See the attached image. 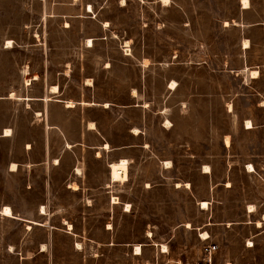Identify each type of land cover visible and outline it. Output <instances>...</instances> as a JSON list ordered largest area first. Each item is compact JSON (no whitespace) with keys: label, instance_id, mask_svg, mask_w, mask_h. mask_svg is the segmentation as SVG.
<instances>
[{"label":"rangeland","instance_id":"obj_1","mask_svg":"<svg viewBox=\"0 0 264 264\" xmlns=\"http://www.w3.org/2000/svg\"><path fill=\"white\" fill-rule=\"evenodd\" d=\"M8 2V15L0 11V41L5 46L10 39L13 47L0 46L1 83L23 85L17 72L18 67L26 68L27 76L37 74L38 80L25 83L24 91L15 92L18 96L25 92L86 100L90 93L111 103L137 102L140 107L129 108L125 115L151 128L159 119L152 109L163 110L170 121L165 118L163 124L176 125L173 131L157 134L168 144L169 155L186 149L176 155L181 158L200 149L201 161L212 163L218 178L225 176L234 187L219 190L221 202L204 210L182 190L147 195L144 185L129 181L105 188L102 162L83 152L80 188L73 190L68 184L76 178L67 174L72 155H63L54 170H42L36 162L43 139L35 123L41 116L32 110L39 101L27 112L21 110V100L0 102V117L11 116L14 126L11 136L0 137V207L9 205L16 215L31 217L20 221L0 214V264H169L160 247L150 245L149 232L153 222V239L161 240L168 223L175 221L176 209L164 202L170 195L182 200L179 209L183 221H189L182 227H192L177 229L170 241L179 248L182 264H194L199 247L209 241L219 245L216 264H264V224H254L264 216V149L258 145L264 137V24H234V19L241 20L236 0H171L168 5L159 0ZM89 4L92 12L87 11ZM224 20L228 26H223ZM243 37L250 42L245 50L240 46ZM88 38L91 47L86 46ZM244 65L258 69V78H250L247 68L241 71ZM87 77L94 82L89 91L83 88ZM51 80L59 84L58 93L48 92ZM172 80L177 83L174 90L166 87ZM134 88L139 95L132 100ZM0 94L9 95L4 90ZM247 117L260 127L244 131L241 123ZM120 129H125L124 123ZM228 132L238 148L216 153L223 151L218 137ZM25 142L31 143L30 149H24ZM10 161L28 166L9 173ZM244 161H255V172L244 174L241 168L249 169ZM181 172L195 179L197 195L209 194L211 180L198 176L192 164H184ZM111 194H118L120 201H135L136 209L125 214L110 206ZM43 198L47 215L37 216ZM151 198L158 201L151 204ZM250 203L255 207L251 214ZM147 210L166 217H149ZM32 219L39 224L29 223ZM205 229L212 239H201ZM249 241L251 247L246 246ZM135 245L141 246V254H133Z\"/></svg>","mask_w":264,"mask_h":264},{"label":"crops","instance_id":"obj_2","mask_svg":"<svg viewBox=\"0 0 264 264\" xmlns=\"http://www.w3.org/2000/svg\"><path fill=\"white\" fill-rule=\"evenodd\" d=\"M159 1L163 5H168L171 0H168L167 3H163L162 0ZM236 5L240 10L241 20L234 19L233 21L234 24L242 27L259 21L264 24V17H262V15H264L263 14L264 4L257 5L255 0H244V1L236 0ZM8 8H9L8 0H6V2L5 0H0V11L2 10L7 14ZM250 11H254V13L251 14ZM222 24L224 27L229 25L227 20L222 21ZM89 39H91L92 42V38ZM244 41H247L248 44L247 46H244ZM88 43L89 42L87 39L86 46L91 47L92 45H88ZM0 46L3 50L13 47V46L9 47L6 45L4 46V41L2 40L0 41ZM240 46L241 49L244 50L250 47V42L248 41V38L243 37V41ZM5 53L6 52L4 51L1 52V54H5ZM2 65L3 64L0 62V68L2 67ZM143 65L146 66L147 63L144 62ZM106 66L109 67L110 64L107 63ZM246 68L250 78L252 79L258 78L260 74L259 73L260 71L258 69H251L247 65H244L243 67H241V71H245ZM251 70H257L258 71L257 76L252 77L250 74ZM17 73L18 75L20 74L22 78V84L25 85L26 83L25 79L28 77L26 68L20 69L18 67ZM33 76L34 77L31 76L28 78H31V80L34 81L38 80L37 74H34ZM51 81L49 83V87L47 88L48 92L58 93L60 90L59 84L57 82L54 81L51 82ZM86 81L83 83V88L89 91L91 87L94 86L93 84L94 82L91 77H87ZM170 83L168 84V86L166 83V87L168 89H171L169 88ZM23 85L20 86L18 85V83L11 84L8 82L1 83L0 81V87H1L0 90H4L9 93V95L0 94V102H10V99L13 98L17 100H21L22 103L21 110L27 112V110L31 107L30 106L31 104H34L36 103V101H39L37 102L39 106L35 107V109L32 110L36 117L41 116V119H38L37 122L35 123L39 125V129L43 139L42 140L43 152L41 153L40 158L36 162L42 168V170H46V169L54 170L62 162L63 155H68V154L72 155V164L67 168V174H69L70 176L73 175L72 177L76 178L70 181L71 184H68V187L73 190H77L80 188L78 186L77 180H80L79 178L80 175L82 174L80 170L81 169L80 163H81V158L83 156L82 155L83 152L90 154L94 158V160L102 162L103 171H104L103 176L105 177L106 180L104 185L105 188H110L111 182L123 183L118 181H112L110 178V164L112 162H118L122 158L127 159L128 178L124 182L129 181L133 183V185L138 184V186L140 187L144 185V190L147 191V195L158 193L160 190H165V192L166 193L169 192V194H171L170 192H177L180 190L184 192H190V194L193 195V199L191 200V203L192 204L194 203L193 205L198 206V208L201 210L206 209L200 205L203 200L208 201V207H207L208 209L210 205L213 206L214 203L221 202V199H219L216 194L219 190L229 191L232 190L234 187L233 186L234 183H232V181H230L229 179L227 180L225 176L218 178V176L214 172L215 170L212 163H208V162L203 163L201 161V158L199 156L202 155L200 154L202 152L200 149L197 150L196 152H194L193 150L189 156L186 157L183 156L181 158H179V156L176 155H181V156L184 155L185 153H187L186 149L182 150L184 152H180L181 151L180 148V150H178L175 153L176 155L174 154L175 156L169 155L170 148L168 147V144L163 141L161 142L157 134L160 131L162 133L166 131H173L176 128V125L174 123H171L170 126L163 124V120L165 118L167 119L166 121L170 122L167 117L163 116L164 113L163 110L155 111L154 109H152L154 116H156L159 119L157 126L155 128L154 127L151 128L149 124H146L145 121H142L141 119H135L132 117L128 118V116L125 115L126 111L129 108L140 107L139 103L137 102L129 101L121 104H118L116 102L111 103L104 99H98L96 98L95 94L92 95L90 93H88L86 100L84 99L79 100L77 98H72V97L51 98V96H49L48 94L38 95L35 93H29L26 95L25 92H23L22 95L19 96L16 95L15 92L18 93L20 91H24ZM54 86L56 87V91L53 92L51 87ZM131 90L132 92L130 93V99L133 100L139 95V90L138 88H134ZM11 93H13V96L11 95ZM45 96L47 97L46 100H45ZM69 100L74 103L72 105H68L67 102ZM146 103H149V101H147ZM75 113L76 116H74ZM246 120H250L252 122L251 127L246 126ZM11 122H12L11 116H6V117L2 116V118L0 117V137L8 138L9 136L12 135V129H14V126L12 125L13 123ZM123 123L125 124V129L122 131L120 128ZM258 127H260V125L254 123L253 119L250 117L245 118L241 123V128L247 132ZM5 128L11 129L10 135L4 134ZM226 137H228V143L225 140ZM218 139H219V144L223 151L216 153L223 155L231 147L235 149L238 148V145L233 141L232 133L229 132L223 133V135L218 137ZM30 145L31 143L25 142L23 145L24 149H30L31 148ZM258 145L259 148L264 149V137L258 140ZM214 153L215 152H212V154ZM196 159L198 160V162ZM164 162H166V164H163ZM13 163H15V167L12 168L10 166ZM186 163L193 165V171L198 176H202L204 178L206 177L211 180L209 184L210 192L208 195L202 196L196 194L195 179L188 176L189 174H185L181 172L182 166ZM255 163H256L255 161H249V162L244 161V164H248V165L251 164L253 165L254 168L256 165ZM22 164L28 166V164L25 163V161L24 163H21L20 161H10L6 165V170L9 173H14L18 171L20 167H23ZM205 165L209 167L208 171L204 169ZM241 171L244 174H251L255 172V169L253 171H250L249 169L242 167ZM73 184H76V188H73ZM108 191L110 192V190ZM114 195L118 196V194H111L109 196L108 203L110 206L115 208L118 207V209L125 214L133 213V211L137 207L135 201L119 200V203H113L111 200V196ZM42 201L43 202L39 203L40 209L38 208L39 210L38 212H36L37 216L47 215V211L45 209L46 201L44 198ZM156 201L158 200L151 198L150 201L148 202L153 204ZM181 201H182L181 199H173L171 195L170 198L165 199L164 202L168 203L174 210L176 209V211L174 216L175 221L172 224L168 223L169 224L168 232L164 237H161L162 238L161 240L157 239L158 241H154L153 238H155L154 237L155 225L153 222L151 223L152 229H151L150 237L152 238V240L150 242V245H157V247L159 246L160 247L159 253L165 256L164 258H166V263L169 264H182L183 262L182 258L180 257L181 254L179 248L172 247L170 243V241L175 236L176 233L175 231L179 228H183L182 227L183 223L189 222V221H183V219L185 218V214H183V212L179 209L180 206L182 205ZM126 203L130 204L128 209H126L125 207ZM250 204L254 205L253 203ZM4 206L5 205H2L0 208ZM42 206L46 211L45 214H42L40 211ZM151 210H147V214L150 215L149 217L156 219L157 218L160 219V217H162L163 219H165L166 217L165 214L157 215L154 214ZM254 210L253 211L247 210V213L251 214L254 212ZM17 214L18 215L13 213L15 217L14 219L20 221L31 218L28 215H23L18 212ZM147 225H149V223ZM183 229L192 230V227H187L184 224ZM205 232L208 233L209 239H212L211 232L210 231L208 232L207 229H205ZM198 239H200L199 236ZM162 244H165L167 246L166 251H162ZM200 251H201V247H199L198 255L196 256L193 263H195V261L198 259L200 255ZM134 255H138V254H134ZM216 263L217 262H215V264ZM226 263H231V262L228 261Z\"/></svg>","mask_w":264,"mask_h":264},{"label":"bare ground","instance_id":"obj_3","mask_svg":"<svg viewBox=\"0 0 264 264\" xmlns=\"http://www.w3.org/2000/svg\"><path fill=\"white\" fill-rule=\"evenodd\" d=\"M162 2L165 3V0H162ZM167 2H168V0H167ZM245 3H246V1H245ZM87 10L89 12H92L91 5H88V9ZM105 24L107 25V22H105ZM9 41H11V40H7L6 41V46H9V47L13 46L12 45V41H11V43H9ZM88 42H89L88 45H92L91 39L88 38ZM247 45H248L247 44V41H244V46H247ZM253 73H255V75H253ZM250 74H251L252 77L257 76L258 71L257 70H251ZM32 77H34V76H32ZM30 80H31V78H28L27 77L25 79L26 84H29L30 83ZM175 86H176V83L174 81H171V83L169 85V88L174 89ZM51 88H52L53 92L56 91V87L55 86L54 87H51ZM12 94L13 93H11V95ZM46 99H47V97L45 96V100ZM67 103H68V105H72L74 102H72V101L69 100ZM166 122L168 123V121H166ZM246 126L247 127H251L252 126V122L250 120H246ZM4 134L5 135H10L11 134V129L5 128ZM225 140L228 143V137H226ZM13 165H15V163L11 164L10 167L13 168ZM249 166H251V167H249ZM247 167L249 168L250 171H253L254 170V167L251 164L248 165ZM204 169H207V171H208L209 170V167L205 165L204 166ZM77 171H78V169H77ZM110 178H111L112 181H118V182H124L125 180H127V178H128L127 159L122 158L120 161H118V162H112L110 164ZM73 188H76V184H73ZM112 202L113 203H119V198H117L114 195L113 198H112ZM129 206H130V204L129 203H126V206H125L126 209H128ZM202 207H204V208L208 207V201L203 200L202 201ZM6 208L8 209V212H5L4 211V209H6ZM254 209H255L254 208V205H252V204H249L248 205V210L249 211H253ZM40 211H41L42 214H45V212H46L43 206L41 207V210ZM0 214H2L4 216H7V217H10V218H15L14 215H13V212H12L11 208L9 206H7V205H5L4 207L0 208ZM262 220H264V216H263ZM262 220L261 219H257L256 221H254L255 226L262 227V225L264 224V222ZM28 222L29 223H32V224L33 223L34 224L35 223L39 224V222L34 221V220H28ZM29 223L27 224V228H30L31 227ZM64 224L67 225V228L68 229H72L71 223H69L67 221H64ZM109 226H107V228H110ZM186 226L187 227H191L190 223H187ZM149 234L151 235V232H149ZM201 234H202L203 238H207L208 237V233L207 232H202ZM249 244L252 245V242L249 241ZM78 245H79V247H78ZM77 247L80 248L81 245L79 243H77ZM10 249L12 250V247H10ZM44 249H45V244H42V250H44ZM137 249H139V251H137ZM166 250H167V246L165 244H162V251H166ZM133 251H134L133 254H138V255L141 254V252H142L141 246L140 245H135ZM147 264H150V263H147Z\"/></svg>","mask_w":264,"mask_h":264},{"label":"built area","instance_id":"obj_4","mask_svg":"<svg viewBox=\"0 0 264 264\" xmlns=\"http://www.w3.org/2000/svg\"><path fill=\"white\" fill-rule=\"evenodd\" d=\"M201 239L207 240V238H203L201 236ZM246 246H251L249 242H246ZM219 251V246L215 242L209 241L202 245L200 255L198 259L195 261L194 264H215L216 262V256ZM225 264H231V263H225Z\"/></svg>","mask_w":264,"mask_h":264},{"label":"snow or ice","instance_id":"obj_5","mask_svg":"<svg viewBox=\"0 0 264 264\" xmlns=\"http://www.w3.org/2000/svg\"><path fill=\"white\" fill-rule=\"evenodd\" d=\"M165 3H167V0H165ZM9 43H11V41H9ZM253 75H255V73H253ZM13 167H15V165H13ZM249 167H251V166H249ZM205 170L207 171V169H205ZM4 211L8 212V209L6 208V209H4ZM109 227H111V226H109ZM78 247H79V245H78ZM137 251H139V249H137Z\"/></svg>","mask_w":264,"mask_h":264}]
</instances>
